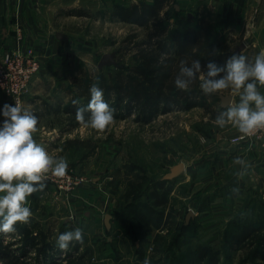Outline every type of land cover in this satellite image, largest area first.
Masks as SVG:
<instances>
[{"label":"rangeland","instance_id":"rangeland-1","mask_svg":"<svg viewBox=\"0 0 264 264\" xmlns=\"http://www.w3.org/2000/svg\"><path fill=\"white\" fill-rule=\"evenodd\" d=\"M84 6L81 10L89 11L94 16L101 12L107 13V16L98 19H67L58 23L65 42L71 43L68 53L71 65L62 72L60 93L52 94L57 101L56 108L47 102L48 107H53L51 112L38 117V131L34 133V139L49 154L51 153L50 155L66 158L67 169L73 170L76 174L88 176L90 179L102 174V177L108 179L105 181L107 196L113 199L110 207H114L115 199L119 206L131 203L132 210L127 212L126 217H122V220L126 221L124 224L110 226L108 231L103 230L100 233L89 221L84 222L82 216L77 221L74 214L66 211L61 203L55 204L48 196L44 200L35 193L28 197L26 205L32 212L30 222L23 225L18 223L19 227L29 229L30 237H38L41 241L45 240L55 246L52 252L55 255L49 264H67L68 259L76 258L89 249L92 255L87 256L90 258V261L87 259L89 262L87 264H144L146 259L149 264H173V256L191 257L201 244H209L222 250L220 264H243L241 251L225 249L223 236L229 220L247 204L256 207V210L263 208L264 211L262 206L264 195L260 192L264 183L259 173L256 172L258 175L256 181L248 180V190L247 188L237 190L234 192V198H230L229 187L223 185L222 179L216 174L211 178L214 183L208 188L202 186L204 182L197 178V173L189 172V175L184 174L174 179L177 183L174 184L170 197L182 201L185 209L175 212L171 222L162 224L161 229L150 227V221L145 219L147 207H150L148 198L150 189L137 201L133 198L124 200L123 197L130 191L135 195L140 193L142 188L150 187V182L155 179H165L179 164L184 163L188 168L191 163L195 168L194 162L202 161L207 154L218 151L230 142L228 137V140L222 138L221 141L217 138L218 135L235 129L232 122H226L223 127L216 123L221 113L227 110V107L222 109L220 98L211 101L214 105L209 113L203 108L187 112L173 111L167 115L157 116L147 125L134 122L133 115L126 118L114 117V122L104 132L84 127L72 117L77 107L86 106L85 99H80L78 105L72 106V115L60 110L69 108L75 95L85 89L86 83L94 81L92 85L97 84L100 77L109 79L111 73L118 71L120 61L130 65L135 63L133 54L122 57L125 52H119L120 46L125 39L133 38L135 34L138 39L144 34L141 26L113 19L110 16L112 13L110 4L103 5L96 1ZM176 9L179 10L177 7ZM198 12L206 15L208 12L213 13V9L198 7ZM187 14L188 12L182 16ZM215 17L212 15L213 19ZM231 33L233 42H229L230 51L241 53L254 62L258 52H250L249 39L241 32H238L236 37L234 32ZM136 38L133 39L136 41ZM111 55L115 62L102 65V59ZM55 80L49 77L47 83L53 84ZM230 90L233 89L229 88L217 94L226 96ZM30 93L26 95L25 105L27 110L33 111V107L29 109L34 102L31 101L40 98L31 96ZM40 93L44 95V90L40 89ZM44 96L42 99L46 100L47 97ZM5 103L12 104L9 99L0 95V109ZM55 109L57 114L53 112ZM85 115L87 117L88 114ZM3 119L0 115V123ZM76 123L79 125L74 127ZM215 162L214 156L207 171L208 169L214 171L215 166L211 165L216 164ZM232 176H228L225 181L228 182ZM253 191L259 194L253 195ZM213 192L216 201L210 211L197 213L193 207L195 196ZM122 199L125 201L124 204ZM179 202L173 205H178ZM215 215L218 217L215 218ZM73 216L74 219L71 218ZM191 217L196 220L190 221ZM183 223H186L187 229L181 234L179 245L170 246L175 239L171 233L177 227L183 229L181 227ZM75 228L82 229L83 244L73 241L67 250L59 249L56 243L58 236ZM125 229L129 230L128 235ZM20 234L18 229L15 233H0V248H4L2 252L9 251L10 254L20 256L23 264H39V247L33 249L32 246L22 244ZM3 263L0 255V264ZM256 264H264V260H257Z\"/></svg>","mask_w":264,"mask_h":264},{"label":"trees","instance_id":"trees-1","mask_svg":"<svg viewBox=\"0 0 264 264\" xmlns=\"http://www.w3.org/2000/svg\"><path fill=\"white\" fill-rule=\"evenodd\" d=\"M72 12L74 16L95 19L107 16L105 12L94 16L89 11L81 9ZM208 15L199 14L198 7L192 6L188 9V14L182 16L180 10L176 9L174 0H152L151 4L140 2L131 5H112L110 16L113 19L135 24L144 29L141 39L136 38L135 34L132 37L136 38V41L128 38L120 46L119 52H125L122 57L133 54L135 63L130 65L120 61L118 71L111 73L109 79L100 77L97 80L96 85L103 90L105 100L115 109L114 117L126 118L133 115L134 122L147 125L151 124L157 116L167 115L173 111L187 112L195 108H203L206 113L212 111L214 104H211V101L217 100L219 96L217 93L204 94L200 88L199 78L187 91L179 90L174 86V79L179 72L182 60L187 61L189 65L193 60H200L201 70L206 73L208 62L223 66L233 54L229 49V42H233V38L228 21L220 15L212 20L207 17ZM212 49H216L217 54L211 55ZM162 57L163 62H161ZM93 82L86 83L85 80V89L76 94L73 100L85 99L87 105L90 100L89 89ZM72 101L69 108L65 109V112L70 115L73 112ZM72 117H75V114ZM78 125L76 123L74 127ZM175 183H177L176 180L155 179L150 182V187L142 188L140 193L135 195L130 191L123 197L124 200L133 198L137 201L150 189L148 193L150 207L146 210L147 217L144 216L148 222L150 221V227L161 229L162 224L171 222L175 212L185 209L182 201L179 202L170 197ZM132 193L134 195L131 197ZM255 194L259 193L253 191V195ZM214 197V192L196 195L193 202L196 212L203 214L210 211L212 204L216 201ZM175 202H179L178 205H173ZM131 206V203H125L110 211L115 227L126 222L122 220V217H126L127 212L132 210ZM262 206L264 207V201ZM189 220L196 219L191 217ZM181 227L183 229L177 227L171 233L175 239L170 246L179 245L181 234L187 229L186 223H183ZM16 229L21 233L22 244L32 246L33 249L39 247L40 263L49 264L52 256L55 255L52 253L55 246L45 240L41 241L38 237H30L29 229L26 227L20 228L18 224ZM225 229L223 246L229 251L235 249L241 251L243 264H256L257 260H264L263 208L256 210V207L247 204L241 212L229 220ZM125 231L127 235L130 233L127 229ZM2 249L4 248H0V255L4 260L3 264H23L20 256L10 254L9 251L3 253ZM221 254L220 248L201 244L191 257L173 256L172 261L173 264H220ZM91 255L92 252L89 249L76 258L68 259L67 264H87L90 261L87 256Z\"/></svg>","mask_w":264,"mask_h":264},{"label":"crops","instance_id":"crops-1","mask_svg":"<svg viewBox=\"0 0 264 264\" xmlns=\"http://www.w3.org/2000/svg\"><path fill=\"white\" fill-rule=\"evenodd\" d=\"M96 1L103 5L152 3V0H0V61L6 52L24 50L28 47H32L42 61L41 70L39 74L35 75L29 88L31 96L40 98L39 100L33 99L31 102H34L29 107V109L33 107L32 112L37 117L48 114L53 107L56 108L55 104L57 101H55L52 94L58 95V92L60 93L61 82L63 81L61 79L62 72L71 65L68 58L69 45L71 43L65 42L58 23L67 19H90L84 16H74L72 11L81 9L85 7L84 5ZM174 1L181 15L187 13L192 6L212 8L213 13L209 12V15L206 14L208 15L207 17L212 20V15H220V17L225 18L229 23V31L234 32V37H236L238 32H241L246 39H249L250 46L248 49H250V52L259 53L264 50V0ZM49 77L56 79L53 84L47 83ZM40 89L44 90V95L47 97L46 100H43L45 96L41 95ZM240 91L233 89L226 96H221L224 98L230 97L232 99L231 104L235 106L239 103ZM258 91L264 94V86L258 85ZM42 96H44L43 99ZM25 100L24 109H27ZM43 102L44 104H41ZM47 102L53 107H48L46 105ZM252 107L254 108L255 106L252 105ZM225 108L222 102V109ZM60 110L65 111V109ZM53 112L57 114V109ZM234 126L236 125L234 124ZM234 126L233 128L235 129H231L230 132L217 136L218 141L223 138L224 140L229 139L230 142L219 148L218 151H212L207 154L208 156L202 161L194 162L195 168L191 163H189L188 168L183 163L185 170L180 177L184 174L197 173V178L204 182L202 186L208 188L214 183L211 178L216 174L218 178L222 179L223 185H230V198H234V192L237 190H243V188L248 190V180L250 182L256 181L257 173H259V177L264 183V150L261 149L260 145L257 146L251 142L233 144L232 139L241 134L238 127ZM213 155L216 158V164L211 165L215 166L214 171L209 169L207 171L214 158ZM230 175H233L230 180L228 182L225 181ZM102 176L101 174L95 177L89 187L77 192L75 203L72 206H67L61 200L55 201V189L48 184H46L47 186L42 192H38V196L44 200L48 196L55 204L61 203L66 211L74 214L77 221L82 216L84 222L89 221L101 233L103 230L106 231L110 228L106 224V217L111 214L110 211L120 207L116 204L115 199L114 207H110L113 199H107L108 194L106 192L108 190L105 181L108 179ZM196 182H199V180H196ZM260 192L264 195V185ZM217 215L214 217L217 218ZM112 219L109 225L113 227L115 225Z\"/></svg>","mask_w":264,"mask_h":264},{"label":"clouds","instance_id":"clouds-1","mask_svg":"<svg viewBox=\"0 0 264 264\" xmlns=\"http://www.w3.org/2000/svg\"><path fill=\"white\" fill-rule=\"evenodd\" d=\"M217 52L212 49L210 54ZM201 67L200 60H193L190 65L182 60L174 86L187 91L199 78L200 88L206 95L229 88L242 90L239 103L233 106L230 101L216 123L223 127L226 122H232L245 135L264 129V94L258 91V85L264 86V50L255 56L254 62L241 53L233 52L223 66L208 62L206 73ZM89 92L88 104L76 108V121L84 127L104 132L114 122L115 109L105 100L103 90L96 84L90 87ZM72 103L78 105L79 101L73 100ZM85 113H88L87 117ZM0 115L4 118L0 123V233L9 234L17 231L18 223L30 222L32 212L26 206L28 197L46 188L49 173L56 177L65 176L68 163L64 157L50 155L34 139L39 118L24 109L19 101L14 105L5 103ZM73 241L83 244L81 228L61 233L56 243L59 249L67 250ZM144 264H149V261L146 259Z\"/></svg>","mask_w":264,"mask_h":264},{"label":"built area","instance_id":"built-area-1","mask_svg":"<svg viewBox=\"0 0 264 264\" xmlns=\"http://www.w3.org/2000/svg\"><path fill=\"white\" fill-rule=\"evenodd\" d=\"M42 67V61L32 47L24 50L6 52L0 61V95L9 99L12 105L19 101L24 108V100L29 92L31 82ZM251 142L260 145L264 150V129L253 134L241 133L234 139L233 144ZM93 179L88 176L78 175L73 170L67 169L63 177L48 174L46 184L55 189V201H64L67 206L75 203L77 192L91 185ZM110 197H107L109 199ZM193 213L194 211L191 210ZM74 219V216L71 217Z\"/></svg>","mask_w":264,"mask_h":264},{"label":"water","instance_id":"water-1","mask_svg":"<svg viewBox=\"0 0 264 264\" xmlns=\"http://www.w3.org/2000/svg\"><path fill=\"white\" fill-rule=\"evenodd\" d=\"M114 62H115V61H114L112 55H111V56H105V57L102 59V65H105V64H112V63H114ZM218 96H219V98H220V99L222 100V102H223V107H227V106H229V102H230V101L232 102V99H231L230 97H229V98H224V97H222L220 94H219ZM184 170H185V165H184V164H180V165L174 167V168L171 170V173H170L169 175H167V176L165 177V179H166V180H174V179H177V178L180 177L181 174L184 173ZM190 215H192V212H191ZM111 218H112V217H111L110 215H108V216L106 217V224H107L109 227H110L109 222H110Z\"/></svg>","mask_w":264,"mask_h":264}]
</instances>
